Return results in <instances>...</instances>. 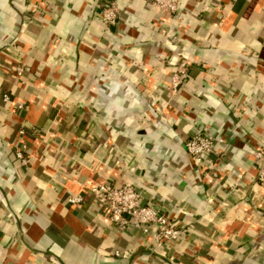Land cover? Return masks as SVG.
<instances>
[{
	"label": "crops",
	"instance_id": "0c3cea01",
	"mask_svg": "<svg viewBox=\"0 0 264 264\" xmlns=\"http://www.w3.org/2000/svg\"><path fill=\"white\" fill-rule=\"evenodd\" d=\"M197 132L214 147L202 163L184 147ZM263 145L264 0H179L173 13L0 0V264H264ZM104 181L159 204L180 239L157 247L109 223L89 192Z\"/></svg>",
	"mask_w": 264,
	"mask_h": 264
},
{
	"label": "built area",
	"instance_id": "2783aa9c",
	"mask_svg": "<svg viewBox=\"0 0 264 264\" xmlns=\"http://www.w3.org/2000/svg\"><path fill=\"white\" fill-rule=\"evenodd\" d=\"M156 9L173 13L178 8L179 0H148ZM115 17V8L112 5H104L101 12L103 22H111ZM186 77V68L180 66L171 76L170 84L173 89ZM4 98L7 100L8 96ZM21 107V104L18 105ZM19 132L23 134L24 129ZM185 150L193 161L202 163L208 160L214 151L212 139L197 132L184 141ZM27 143L20 141L15 147V157L23 164L28 163L26 157ZM254 164L257 168V180L264 188V145L254 153ZM92 197L97 201L106 220L124 229L129 226L140 229L149 236L155 246L174 242L182 236V228L172 221L159 204L155 202H143L140 191L131 183L114 184L108 181L101 182L89 189ZM71 205H79L84 201L81 194L73 193L67 196Z\"/></svg>",
	"mask_w": 264,
	"mask_h": 264
}]
</instances>
